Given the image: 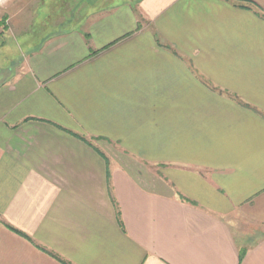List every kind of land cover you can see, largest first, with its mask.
<instances>
[{
	"label": "crops",
	"instance_id": "1",
	"mask_svg": "<svg viewBox=\"0 0 264 264\" xmlns=\"http://www.w3.org/2000/svg\"><path fill=\"white\" fill-rule=\"evenodd\" d=\"M75 6L0 77V264H264V0Z\"/></svg>",
	"mask_w": 264,
	"mask_h": 264
},
{
	"label": "rangeland",
	"instance_id": "2",
	"mask_svg": "<svg viewBox=\"0 0 264 264\" xmlns=\"http://www.w3.org/2000/svg\"><path fill=\"white\" fill-rule=\"evenodd\" d=\"M138 0H0V77L8 76L9 67L19 65L38 42L55 27L41 25L58 12L56 22L68 21L69 7L83 6L86 2L101 5L136 3ZM64 7L58 9L56 7ZM149 171V170H148ZM150 176H154L151 168Z\"/></svg>",
	"mask_w": 264,
	"mask_h": 264
}]
</instances>
